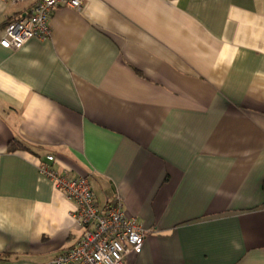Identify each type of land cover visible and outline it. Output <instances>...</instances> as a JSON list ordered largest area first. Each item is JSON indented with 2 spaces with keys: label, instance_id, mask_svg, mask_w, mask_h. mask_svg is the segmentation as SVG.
<instances>
[{
  "label": "crops",
  "instance_id": "obj_1",
  "mask_svg": "<svg viewBox=\"0 0 264 264\" xmlns=\"http://www.w3.org/2000/svg\"><path fill=\"white\" fill-rule=\"evenodd\" d=\"M81 1L0 45V264L83 236L50 155L147 230L126 264H264V0ZM31 5L0 0V41Z\"/></svg>",
  "mask_w": 264,
  "mask_h": 264
},
{
  "label": "built area",
  "instance_id": "obj_2",
  "mask_svg": "<svg viewBox=\"0 0 264 264\" xmlns=\"http://www.w3.org/2000/svg\"><path fill=\"white\" fill-rule=\"evenodd\" d=\"M11 5L32 3L30 13L12 20L4 28L0 45L9 50H20L30 40L47 39L52 30L50 19L60 7L80 11L81 0H3ZM54 156L41 161L40 174L76 204L73 218L84 229L79 242L48 264H126L130 254H141L147 230L133 217L127 215L120 195L100 210L90 180L54 169Z\"/></svg>",
  "mask_w": 264,
  "mask_h": 264
},
{
  "label": "trees",
  "instance_id": "obj_3",
  "mask_svg": "<svg viewBox=\"0 0 264 264\" xmlns=\"http://www.w3.org/2000/svg\"><path fill=\"white\" fill-rule=\"evenodd\" d=\"M11 146H12V149H15V148L29 149L27 146L20 144V142H17V141L12 142Z\"/></svg>",
  "mask_w": 264,
  "mask_h": 264
}]
</instances>
